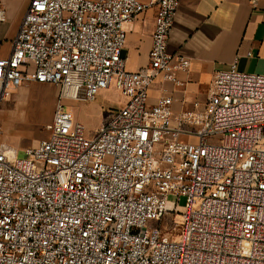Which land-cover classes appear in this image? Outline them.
Returning a JSON list of instances; mask_svg holds the SVG:
<instances>
[{"label":"built area","instance_id":"built-area-1","mask_svg":"<svg viewBox=\"0 0 264 264\" xmlns=\"http://www.w3.org/2000/svg\"><path fill=\"white\" fill-rule=\"evenodd\" d=\"M27 1L0 105L29 84L82 103L113 87L126 104L89 140L60 103L25 160L0 149V264H264V75L217 72L174 126L173 99L147 98L188 69L167 50L179 0ZM150 8L149 67L130 72L125 27Z\"/></svg>","mask_w":264,"mask_h":264},{"label":"crops","instance_id":"crops-1","mask_svg":"<svg viewBox=\"0 0 264 264\" xmlns=\"http://www.w3.org/2000/svg\"><path fill=\"white\" fill-rule=\"evenodd\" d=\"M179 1L167 50L185 58L188 69L176 73L177 83L157 78L147 98L150 107L162 97L173 99L174 126L183 113L204 110L217 72L236 63L241 73L264 75V0H258L255 5L250 3L251 0ZM27 8V0L0 2V9L6 15L0 24L11 20L9 28H0V59L10 56L12 42ZM155 15V8H150L125 27L126 68L130 72L149 67ZM125 104L123 98L119 109Z\"/></svg>","mask_w":264,"mask_h":264},{"label":"rangeland","instance_id":"rangeland-1","mask_svg":"<svg viewBox=\"0 0 264 264\" xmlns=\"http://www.w3.org/2000/svg\"><path fill=\"white\" fill-rule=\"evenodd\" d=\"M3 1L6 0H0ZM10 25L9 19L0 24V28ZM61 95V89L54 85L29 84L11 91L0 105V149L14 153L20 161L25 160L26 149L49 137L47 126L60 103L72 113L73 122L82 125L85 137L95 139L100 127L123 102V97L113 87L100 93L91 103L62 100ZM179 205L184 207L186 199L181 198Z\"/></svg>","mask_w":264,"mask_h":264}]
</instances>
